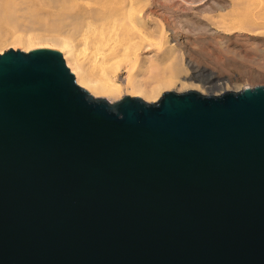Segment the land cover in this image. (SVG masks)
Returning <instances> with one entry per match:
<instances>
[{"label":"water","instance_id":"95a60500","mask_svg":"<svg viewBox=\"0 0 264 264\" xmlns=\"http://www.w3.org/2000/svg\"><path fill=\"white\" fill-rule=\"evenodd\" d=\"M0 264H264V86L110 102L0 54Z\"/></svg>","mask_w":264,"mask_h":264},{"label":"bare ground","instance_id":"6f19581e","mask_svg":"<svg viewBox=\"0 0 264 264\" xmlns=\"http://www.w3.org/2000/svg\"><path fill=\"white\" fill-rule=\"evenodd\" d=\"M81 1L53 0L49 10L56 17L53 23L45 18L38 19V24L56 28L54 33L58 34L53 37L21 33L0 22V30L4 29L0 31V54L10 47L23 52L38 48L60 49L76 83L94 98L110 102L129 96L155 103L164 93L171 91H197L201 94L217 88L230 91L223 77H209L207 70L194 63L188 62L186 67L168 63L177 57L178 48L175 41L172 42L177 34L176 28H170L169 22L155 19V15H147L148 0ZM152 51L156 52V62H163V66L152 64L153 59L149 60L152 62L150 68L147 67L149 62L145 57ZM138 68L150 69L149 76H135Z\"/></svg>","mask_w":264,"mask_h":264},{"label":"rangeland","instance_id":"374dc122","mask_svg":"<svg viewBox=\"0 0 264 264\" xmlns=\"http://www.w3.org/2000/svg\"><path fill=\"white\" fill-rule=\"evenodd\" d=\"M52 3L53 0H0V22L21 33L56 36L58 33H54L57 30L53 25L44 27L38 24L39 18L53 23L56 17L49 11ZM148 3L147 15H155V19L169 22L170 28H176L178 36L174 35L172 42L175 41V47L178 48L174 47L177 61L172 58L168 63L183 67L188 62L194 63L196 67L207 70L209 77H223L230 91L264 86V0H148ZM48 6L50 7L47 8ZM2 33L3 36L4 32ZM9 49L12 47L6 51ZM56 50L63 55L60 49ZM155 56L156 52L152 51L145 59L148 58L149 62ZM156 60L153 63L146 62L147 67L150 68L154 62L160 63ZM160 64L155 65L161 67L164 63ZM144 69H136L135 76L141 74L148 77L151 70ZM223 92L225 91L217 88L213 91L206 90L204 95Z\"/></svg>","mask_w":264,"mask_h":264}]
</instances>
